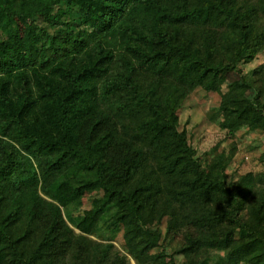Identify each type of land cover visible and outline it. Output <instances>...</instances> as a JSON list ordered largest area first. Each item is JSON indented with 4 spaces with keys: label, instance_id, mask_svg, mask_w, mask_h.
Segmentation results:
<instances>
[{
    "label": "trees",
    "instance_id": "16d2710c",
    "mask_svg": "<svg viewBox=\"0 0 264 264\" xmlns=\"http://www.w3.org/2000/svg\"><path fill=\"white\" fill-rule=\"evenodd\" d=\"M263 47L264 0H0V264H126L74 233L102 225L136 264H165L141 258L167 214L164 235L193 264H264V172L229 187L177 117ZM253 74L221 96L230 134L264 127V67ZM113 96L122 123L98 104ZM93 190L101 204L64 215Z\"/></svg>",
    "mask_w": 264,
    "mask_h": 264
},
{
    "label": "rangeland",
    "instance_id": "374dc122",
    "mask_svg": "<svg viewBox=\"0 0 264 264\" xmlns=\"http://www.w3.org/2000/svg\"><path fill=\"white\" fill-rule=\"evenodd\" d=\"M43 25L45 21L42 17L20 18L18 20L20 27L29 29L30 23ZM118 41L117 44H121ZM122 52L120 47L114 51V59L117 62L119 54ZM222 59V58H220ZM259 67H264V47L256 54L254 59L248 63L240 64L235 70L230 71L223 77V83L218 91H206L201 87H196L187 94L182 106L177 110L178 130L184 131L188 144L195 150L196 157L199 158L202 166L208 169L217 163V171L221 172L226 178V184L233 187L235 183L246 174H253L254 178L264 172V127L249 129L242 127L234 133H229L221 127L222 113L219 109L221 96L228 89V86L242 79L246 84H253L257 81L253 71ZM116 68V67H115ZM111 73L105 78L99 80L97 84V94L100 95V87L104 79L111 80ZM254 95L253 90H248L246 96L251 98ZM118 97H110L108 102L99 101L101 110L106 112L112 110V118L115 123H122V115L119 114L117 107L112 102ZM109 104L110 108H109ZM133 133V127L138 122H127ZM122 133V130H121ZM103 202V195L100 190L86 191L72 206L64 210V215L70 213L71 216H77L90 211L93 207ZM167 214L159 225L161 232V241L159 245L145 254L141 261L143 262L151 256L162 255L165 264H193L183 255L176 254V250L181 246L180 238L165 236L167 220L170 218ZM101 221L99 224L102 225ZM104 223V222H103ZM76 235H83L90 241L108 246L112 245L111 252L114 255L124 257L126 264H136V261L126 252V247L122 237V230L118 233H111L102 225L96 231L89 234L82 233L74 229ZM214 255V254H213ZM222 255V254H218ZM196 261L199 258L194 259ZM71 259L67 264H70Z\"/></svg>",
    "mask_w": 264,
    "mask_h": 264
}]
</instances>
